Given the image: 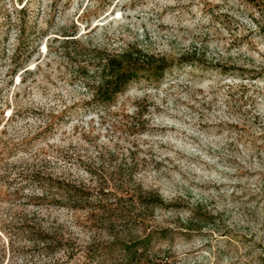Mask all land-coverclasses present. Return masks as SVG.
Masks as SVG:
<instances>
[{"label":"rangeland","instance_id":"374dc122","mask_svg":"<svg viewBox=\"0 0 264 264\" xmlns=\"http://www.w3.org/2000/svg\"><path fill=\"white\" fill-rule=\"evenodd\" d=\"M127 47L182 64L101 103ZM157 231L139 264H264V0H0V264Z\"/></svg>","mask_w":264,"mask_h":264},{"label":"trees","instance_id":"16d2710c","mask_svg":"<svg viewBox=\"0 0 264 264\" xmlns=\"http://www.w3.org/2000/svg\"><path fill=\"white\" fill-rule=\"evenodd\" d=\"M18 1L20 3L22 0ZM24 6L25 5L21 6V8L19 9L14 8L19 15V20L25 19V16L21 15V13L26 12ZM24 32L25 31L21 26L20 44L23 45L25 44L22 41ZM100 58L104 60V63L102 64V68L99 72L100 79L98 82L100 85L96 89V95L101 103L111 102L118 93L123 92L129 82L138 78L140 75H144L146 77L153 76L155 78H161L169 68L178 65L179 63L180 65L182 64L181 62L174 63L166 61L164 57L144 54V52L140 48L134 49L130 47L122 49L118 53L105 54ZM185 62L186 64H188V66L198 65L200 68H209L222 74L229 72V69H231L219 63L212 64L204 60L199 61L192 58H187ZM232 69L235 72L231 73L232 75L236 74L237 71H242L238 67H234ZM50 179L53 178L50 177ZM64 184V182L60 181L58 182V187L63 190L66 187L73 188V190L65 189L69 194L68 197L80 200L88 199V197L85 196L87 194L86 191H82L81 189L77 187L75 188L67 183L65 185ZM146 198H144L143 202L148 203L149 200L151 202L150 205L153 207H164L163 201H161L160 199H157L156 197ZM155 233H159V231L148 232L142 237L130 242L116 240L113 242L104 243L97 247L89 248L88 250L76 251V254L82 252V254L89 259L97 257L109 258L113 257L114 254H122V256L130 257L131 259L136 260V262L139 264L146 259L148 245L152 242ZM42 242L46 244L45 239L42 240ZM73 254L74 252H71V254L69 253L70 256Z\"/></svg>","mask_w":264,"mask_h":264}]
</instances>
